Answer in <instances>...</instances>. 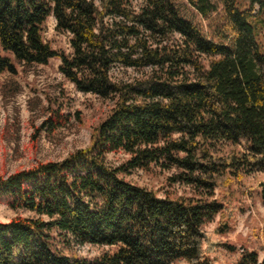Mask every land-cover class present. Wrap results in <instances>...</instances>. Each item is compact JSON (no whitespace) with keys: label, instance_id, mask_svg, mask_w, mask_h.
I'll use <instances>...</instances> for the list:
<instances>
[{"label":"trees","instance_id":"16d2710c","mask_svg":"<svg viewBox=\"0 0 264 264\" xmlns=\"http://www.w3.org/2000/svg\"><path fill=\"white\" fill-rule=\"evenodd\" d=\"M50 17L69 54L42 39ZM0 48V75L56 58L77 92L113 103L87 147L0 176V203L33 215L0 222V264H214L231 215L223 194L264 174V0H0ZM67 122L52 110L41 129ZM116 153L127 158L113 168L105 157ZM152 169L193 195L122 178ZM258 189L264 207V181ZM56 239L114 250L83 258Z\"/></svg>","mask_w":264,"mask_h":264},{"label":"rangeland","instance_id":"374dc122","mask_svg":"<svg viewBox=\"0 0 264 264\" xmlns=\"http://www.w3.org/2000/svg\"><path fill=\"white\" fill-rule=\"evenodd\" d=\"M138 8L142 0H129ZM205 27L199 17H195ZM42 39L55 51L70 53L69 36L55 30V21L48 18L42 28ZM0 55L6 56L0 48ZM59 60L51 59L45 66H16L14 74L0 75V176L29 168L36 163L59 161L68 154L89 145L91 132L110 112L113 103L90 94L77 92L73 85L58 72ZM115 77L133 78L131 70H114ZM52 110L67 116L68 122L52 133L41 129L43 120ZM122 153L108 154L105 162L117 167L126 160ZM172 172L152 169L148 172L134 170L122 178L130 184L154 191L157 196L188 197L193 192L180 184L168 183ZM264 174L250 175L233 184L223 194L231 215L227 229L214 236L219 242L210 258L214 264H237L241 253L256 252L264 258V207L259 199V183ZM30 217L31 213L11 210L0 203V222L6 223L14 216ZM219 217L205 226L211 232ZM56 248L63 254L73 253L83 258H94L109 247L88 244H70L66 247L55 240Z\"/></svg>","mask_w":264,"mask_h":264}]
</instances>
